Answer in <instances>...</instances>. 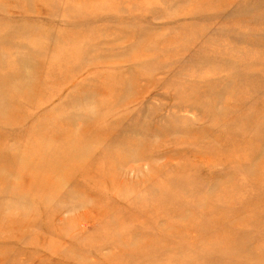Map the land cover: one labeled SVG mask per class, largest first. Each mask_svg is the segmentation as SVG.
I'll list each match as a JSON object with an SVG mask.
<instances>
[{
  "label": "rangeland",
  "instance_id": "1",
  "mask_svg": "<svg viewBox=\"0 0 264 264\" xmlns=\"http://www.w3.org/2000/svg\"><path fill=\"white\" fill-rule=\"evenodd\" d=\"M0 264H264V0H0Z\"/></svg>",
  "mask_w": 264,
  "mask_h": 264
}]
</instances>
